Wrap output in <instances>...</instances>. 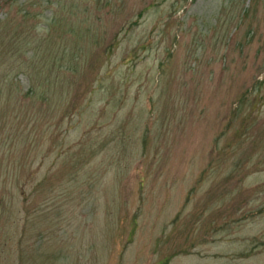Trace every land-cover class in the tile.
Instances as JSON below:
<instances>
[{
  "label": "rangeland",
  "instance_id": "rangeland-1",
  "mask_svg": "<svg viewBox=\"0 0 264 264\" xmlns=\"http://www.w3.org/2000/svg\"><path fill=\"white\" fill-rule=\"evenodd\" d=\"M0 264H264V0H0Z\"/></svg>",
  "mask_w": 264,
  "mask_h": 264
}]
</instances>
